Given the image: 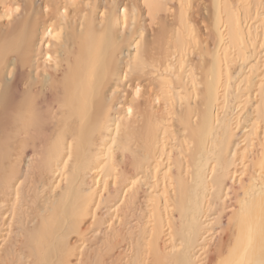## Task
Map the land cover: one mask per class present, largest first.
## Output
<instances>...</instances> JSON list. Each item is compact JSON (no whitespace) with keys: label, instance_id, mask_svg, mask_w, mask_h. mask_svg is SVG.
<instances>
[{"label":"bare ground","instance_id":"6f19581e","mask_svg":"<svg viewBox=\"0 0 264 264\" xmlns=\"http://www.w3.org/2000/svg\"><path fill=\"white\" fill-rule=\"evenodd\" d=\"M0 264H264V0H0Z\"/></svg>","mask_w":264,"mask_h":264}]
</instances>
